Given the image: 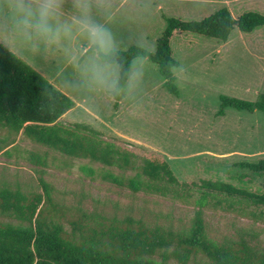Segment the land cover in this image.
I'll use <instances>...</instances> for the list:
<instances>
[{
  "label": "rangeland",
  "instance_id": "374dc122",
  "mask_svg": "<svg viewBox=\"0 0 264 264\" xmlns=\"http://www.w3.org/2000/svg\"><path fill=\"white\" fill-rule=\"evenodd\" d=\"M222 7L234 17L247 11L264 14V0H113L108 27L119 50L137 45L153 53L167 19L200 20ZM65 12L70 14V3ZM170 41L178 63L173 68L177 93L165 87L154 63L139 57L132 64L143 61L142 77L133 87L127 82L117 108L112 94L77 86L63 50L53 49L47 55L22 50L19 56L74 103L58 120L60 124L75 129L76 123H84L97 130V140L130 153L135 166L145 159L167 161L179 184L154 181L133 192L106 178L108 173L126 178L133 170L69 156L0 127V189L43 194L39 184L43 178L51 186L53 203L61 211L57 220L68 237L73 220L109 224L131 219L188 233L198 209L195 200L201 179L261 192L263 177L237 164L264 159V113L226 108L218 115L217 111L220 94L255 101L264 90V27L252 33L236 30L226 42L191 32H174ZM32 154L44 157L47 164L31 160ZM83 165L95 173L87 174ZM216 198L221 204L213 199L203 209L208 238L219 244L246 240L256 250L264 249V220L246 216V211L264 212V208L237 197L218 194ZM43 214L50 216L48 204ZM0 221L21 224L2 213ZM153 258L160 261L158 255ZM189 264L209 262L199 255Z\"/></svg>",
  "mask_w": 264,
  "mask_h": 264
},
{
  "label": "trees",
  "instance_id": "16d2710c",
  "mask_svg": "<svg viewBox=\"0 0 264 264\" xmlns=\"http://www.w3.org/2000/svg\"><path fill=\"white\" fill-rule=\"evenodd\" d=\"M167 22L155 52L150 53L137 45L118 51L117 59L123 70L121 90L112 94L115 108L128 82L132 61L139 57L154 63L165 79V87L177 93L173 68L178 63L173 57L170 41L174 32H191L226 42L236 30L252 33L264 27V14L247 11L234 17L228 8L222 7L200 20L170 18ZM219 101L218 115H223L226 108L264 113V90L255 101L225 94L219 95ZM73 104L68 95L29 62L20 56L15 59L0 48V127L69 156L133 170L135 173L126 178L106 174L107 179L133 192L141 191L154 181L179 184L167 161L145 159L135 166L130 153L119 150L113 143L97 140V130L84 123H76L75 129L60 124L58 120L72 109ZM30 159L41 166L47 164L39 155L32 154ZM237 165L264 179V159L241 161ZM82 170L91 176L95 173L87 165H83ZM39 184L43 194H25L20 189L8 187L0 189V213L21 222L0 221V264H171V259L176 260L175 264H189L192 257L199 255L209 264H264V249L256 250L246 240L219 244L209 239L203 214L204 207L213 199L216 204H221L216 198L218 194L237 197L254 207L264 208V181L263 190L255 192L222 180L201 179V192L195 200L198 209L188 233L160 226L149 227L131 219L111 220L109 224L73 220L71 237L57 220L61 211L53 203L50 184L43 178H39ZM45 204H48L49 217L43 214ZM246 216L255 221L264 220L262 211H246ZM156 255L160 256V261L153 258Z\"/></svg>",
  "mask_w": 264,
  "mask_h": 264
},
{
  "label": "clouds",
  "instance_id": "9594fccd",
  "mask_svg": "<svg viewBox=\"0 0 264 264\" xmlns=\"http://www.w3.org/2000/svg\"><path fill=\"white\" fill-rule=\"evenodd\" d=\"M112 7L113 0H0V48L15 59L22 50L44 55L63 50L77 86L116 94L123 69L108 27ZM142 72L138 59L128 70V87L139 82Z\"/></svg>",
  "mask_w": 264,
  "mask_h": 264
},
{
  "label": "crops",
  "instance_id": "0c3cea01",
  "mask_svg": "<svg viewBox=\"0 0 264 264\" xmlns=\"http://www.w3.org/2000/svg\"><path fill=\"white\" fill-rule=\"evenodd\" d=\"M69 112V111H68Z\"/></svg>",
  "mask_w": 264,
  "mask_h": 264
}]
</instances>
